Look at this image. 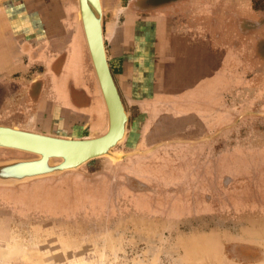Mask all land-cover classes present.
<instances>
[{
  "label": "rangeland",
  "instance_id": "374dc122",
  "mask_svg": "<svg viewBox=\"0 0 264 264\" xmlns=\"http://www.w3.org/2000/svg\"><path fill=\"white\" fill-rule=\"evenodd\" d=\"M257 4L263 5L260 1ZM77 5L78 0H0V66L6 67H0V83L18 81L24 97L26 89L32 97L39 93L40 81L49 79V60L56 57L53 66L60 68L72 29L79 30ZM102 5L105 31L108 0H102ZM105 43L109 49L107 38ZM234 49H239L238 45ZM252 54L251 59L255 58L249 64L235 59L236 65L230 66L222 58L221 63L229 65L228 71L216 75L214 71H207L210 67L205 64L196 78L189 70H177L172 79L176 85H168L160 90L165 94L160 93L157 101H149L156 106L154 112L159 116L155 129L170 128L172 121H181L182 125L183 117L194 121L197 125L193 127L201 132H139V139L159 133L153 139L160 141L158 146L148 150H132L128 144L134 127L144 128L141 119L144 112L119 90L129 122L125 140L114 152L151 151L117 162L110 158L96 159L78 171L61 175L75 178L74 184L61 185L62 190L78 194L86 187L83 172L90 174L87 176L93 184L107 183L106 196L110 199L95 209L90 203L97 201L87 198L89 202L84 209L88 213L80 211L75 217H41L40 212L48 210L38 207L42 210L36 213L27 208L29 211L23 214L19 209L25 207L0 201V211L7 216L0 217V264H264V44H258L256 53ZM11 55L14 56L9 60ZM87 63L88 73L99 86L89 50ZM174 95L180 101H172ZM173 146L200 150L201 154L194 159L200 174L188 178V173L176 183L170 180L166 184L161 180L162 185L155 180V187L167 188L172 194L154 202H139L138 207L142 209L139 210L133 200L135 193L148 197L153 187L131 178L121 187L119 182L125 181L118 174L130 173L129 166L134 161L144 164L152 159L160 160L152 158L151 153ZM31 157L0 149V161ZM161 161L166 162L159 166L166 169L180 166L174 162V156ZM183 165L185 170L192 167L189 162ZM142 174L151 178L146 171ZM56 178L16 188L0 187V192H5L2 195L19 193L28 198L41 195L45 208L59 212L73 201L65 199L69 197L66 193L53 188L60 182ZM194 180L197 185L192 183ZM120 188L125 194L123 199L116 195L122 192ZM52 197L58 198L52 200ZM32 202L37 204V201L27 203ZM175 205L184 208L176 211Z\"/></svg>",
  "mask_w": 264,
  "mask_h": 264
},
{
  "label": "crops",
  "instance_id": "0c3cea01",
  "mask_svg": "<svg viewBox=\"0 0 264 264\" xmlns=\"http://www.w3.org/2000/svg\"><path fill=\"white\" fill-rule=\"evenodd\" d=\"M145 1L108 0L105 14L111 70L119 90L128 96L130 103L157 101L160 93L165 94L160 90L176 85L172 79L177 70H189L194 73V78L204 64L210 67L206 70L214 71L215 75L228 71L220 56L228 59L230 51H234L235 30L228 22V16L219 18V7L212 0ZM143 10H147L146 16L141 14ZM242 19L239 18V27L244 36ZM63 53L65 61L60 68L53 66L56 57L49 60V79L43 81L35 97H30L33 102L25 99L28 93L24 97L18 81L0 83V125L67 139L94 138L106 133L108 112L101 99L100 87L88 73L86 44L83 43L75 53V36L72 34ZM75 57L80 63L78 67L72 65ZM141 61L142 65L149 62L146 79L139 74ZM144 89H148V95H144ZM174 96L172 101H180ZM56 179L60 182L53 188L70 196L72 190L64 191L60 186L69 185L71 178L60 176ZM24 188L33 190L28 186Z\"/></svg>",
  "mask_w": 264,
  "mask_h": 264
},
{
  "label": "flooded vegetation",
  "instance_id": "af4514ba",
  "mask_svg": "<svg viewBox=\"0 0 264 264\" xmlns=\"http://www.w3.org/2000/svg\"><path fill=\"white\" fill-rule=\"evenodd\" d=\"M145 1V0H144ZM213 4L215 6L219 7V18L220 19H224L227 16L228 18V22L231 24L233 30H235V38L233 39V43L234 45H238V48L240 50L234 49V51H230L229 53V58L226 59L224 55L220 56V61L222 62V58L226 59L227 62H230V66L232 65H236V60L240 61V59H242L243 64L247 63L248 64L251 62V60L255 57H252V53H256V48L258 44H264V0H259L261 3H263V5L257 4V0H212ZM146 2V1H145ZM240 6H244V9H241ZM141 14L143 16L147 15V10H143L141 12ZM226 14V16H225ZM242 16V17H239ZM239 18H243V22H244V26H245V32H244V36H242V30L239 27ZM78 30V29H77ZM77 30H75L74 28L72 29L74 36L77 32ZM147 37V35H146ZM253 50V52H252ZM148 61V60H147ZM145 62V61H143ZM141 64L139 65V71L141 74L140 76H143V79L148 78V73L146 72L147 69H149V62L142 65V61L140 62ZM239 63V62H238ZM242 64V65H243ZM227 66H229L228 64H226ZM244 66V65H243ZM5 69L6 67L3 66ZM147 68V69H146ZM233 71V70H232ZM41 82V87L43 85V82ZM39 82V83H40ZM35 83V82H34ZM28 89H26L25 92L28 93V97H26L25 99H29L28 102H30L32 96L31 93H29L27 91ZM148 89H144L143 92H145L146 94L144 95H148L147 93ZM27 95V94H26ZM31 97V98H30ZM24 99V97H23ZM32 101V100H31ZM33 102V101H32ZM124 102V101H123ZM154 104H135V106L140 107V109L142 108L144 114L142 116V120H144L142 122L143 125V129L140 127H134V129L132 130V134H131V140L129 141V145L131 146L132 150H136V149H144V150H148L151 149L152 147H154L155 145H157L160 141L158 142H154L155 140L154 137L158 136L157 134H153V137H150L148 135H145L146 138H138V133L139 132H166V134H169L170 132H201V130L197 131V127L193 125H197L194 123V121L192 120H188L185 118H181L183 121V124L180 125L181 121H172L173 126H170V128L167 129H162V130H156V121H158L159 116H156L157 114L154 112V108L156 107ZM142 106V107H141ZM139 109V108H138ZM29 110L31 111V109L29 108ZM131 116V113H130ZM162 118H166L164 116H160ZM171 119L167 118V121H169ZM171 123V122H170ZM136 126V123H135ZM151 127V128H150ZM201 129V128H200ZM108 130V129H107ZM32 132V131H31ZM107 132V131H106ZM143 135V133H142ZM148 136V138H147ZM169 140V139H168ZM168 148V147H166ZM165 147L163 148H159L156 149L155 151H153L151 153V157L152 158H158L160 160H149L150 162H146L144 163L145 166L142 162H138V161H134L130 164L129 168H130V173H119V176L123 175L124 181L122 180L119 182L118 185H120L121 187H125L126 185V179H133L136 181H142L144 183L150 184L153 187V192H149L148 194L150 196L153 195V197L151 198L150 196H142V193H139L137 190H142L141 187H132L134 190L137 191V193H135L137 196H134L133 200L135 203L136 208H138L139 210H142L138 207V203L143 201H157L159 200V197L161 198H165V195L167 194H172L171 192H169L167 188H161V187H155L153 184L155 182V180H157V182L159 181H163L166 184H169L170 180H173L176 183V180H179L181 178H185L186 175L189 173L188 178H193L196 177L197 174L199 175L200 172L199 170H197L196 167V160H194L195 158H197L201 152L198 149L195 150H186L183 148H179L177 146H173V148L171 147V149H167L166 150ZM173 152L174 153V162H176V164H180V166H177V168H174L173 170L171 168L166 169L165 167H160L159 163H164V161H161L162 158L164 159H169L173 156H169V153ZM195 152V155L192 156V153ZM197 154V155H196ZM185 159H189V160H185ZM184 162H189L192 167L185 170L183 166ZM189 166V165H188ZM181 168L182 171H181ZM194 168V171H193ZM185 170V171H184ZM146 171L148 173V175L151 176V178H147L146 176H144L142 174V172ZM179 172H181L179 174ZM86 174V175H84ZM90 174L83 172V175H81L83 177V181L85 180L84 185H86V187H83L85 191H83L81 194H78V192H73V194H71L69 197L65 198L68 200H72V203H69L67 205H65L64 207H61L62 210L61 211H56V209L53 208H45L44 204H43V199H41L40 197H24L22 194L19 193H9L10 195H2L1 193H5V192H0V201L1 203H13V204H19L20 206L25 207L24 209H19L20 212H24L23 214H25L27 211H29L27 208L33 209V211L36 210L37 212H40V208H44L46 210H48L47 213H42L40 212L41 217L45 216V217H72V216H77L79 215L78 213L80 211H85L88 213L87 209H84V205L86 204L87 198H93V200H96L97 202L92 201V203H90V205H94L95 209H97L100 206H104L106 204V200L110 199L109 197L106 196V190H107V183L106 182H97L95 184H93L90 177L88 176ZM75 178H71L69 180V186L74 184L75 182L73 181ZM180 182H182L180 180ZM184 182V181H183ZM194 185H197V181L194 180L192 182ZM185 184V183H184ZM83 185V184H82ZM142 185V184H141ZM160 185L161 182H160ZM199 185V183H198ZM137 186H140L139 184ZM100 189V190H99ZM1 190V188H0ZM5 190V189H3ZM8 189H6L7 191ZM120 190L122 191L123 189L120 188ZM100 191V192H99ZM99 192V193H98ZM134 193V192H133ZM164 193V194H163ZM196 193V192H195ZM93 194V195H92ZM141 194V195H140ZM78 195L81 196L80 199H78ZM117 198L119 199H123L124 195L123 191L120 192L119 194H116ZM139 195V196H138ZM38 196V195H37ZM155 196V197H154ZM70 197H72L70 199ZM144 197V198H143ZM58 198V197H52V200ZM163 198V199H164ZM162 199V200H163ZM178 200H182L181 198H178ZM28 201H37V204H34L32 202V204L27 203ZM47 201V199H46ZM48 202V201H47ZM57 202V201H56ZM154 202V201H153ZM47 203H45L46 205ZM89 205V204H88ZM55 206V205H54ZM52 206V207H54ZM83 207V208H81ZM175 210L179 211L182 210L184 207L181 205H175ZM80 208V209H79ZM174 210V211H175ZM50 211H53L52 213ZM2 213V214H1ZM177 213V212H176ZM180 213V212H179ZM4 213L2 211H0V217H2ZM10 217V216H9ZM4 218H7V216L4 214ZM7 220V219H6ZM10 220V219H9ZM5 221V220H4ZM8 222V221H7Z\"/></svg>",
  "mask_w": 264,
  "mask_h": 264
},
{
  "label": "water",
  "instance_id": "95a60500",
  "mask_svg": "<svg viewBox=\"0 0 264 264\" xmlns=\"http://www.w3.org/2000/svg\"><path fill=\"white\" fill-rule=\"evenodd\" d=\"M78 6L79 18L84 26L91 62L96 73L99 87L107 103L109 121L107 132L98 137L74 141L54 136L43 137L39 136V134L14 130L2 125H0V130L18 132L32 138H43L48 141H56L63 144L64 147L89 145V148H92L93 146L99 145L97 143H102L103 145L91 149L80 158H75L69 155L65 150L57 153L56 150H50L44 147L31 146L12 141L3 142L0 140V149L22 152L33 156L31 158L1 160L0 187L16 188L37 180L59 177L68 172L78 171L87 163L100 158H110L113 162H117L136 154H145L151 151H136L128 154L114 152V150L124 142H120V140L125 131L127 135L129 115L113 76L108 58L105 43L102 0H78ZM115 132H118V134L113 137Z\"/></svg>",
  "mask_w": 264,
  "mask_h": 264
},
{
  "label": "bare ground",
  "instance_id": "6f19581e",
  "mask_svg": "<svg viewBox=\"0 0 264 264\" xmlns=\"http://www.w3.org/2000/svg\"><path fill=\"white\" fill-rule=\"evenodd\" d=\"M78 28H79V30H78V33L76 34V38H75V53L76 52L78 53L80 48L83 47V43L86 44L87 49H88V43H87L86 34H85L84 26L82 25V22H80V24H78ZM76 64H77V67L80 64L77 57H75V61L72 63V65H76ZM100 91H101V88H100ZM99 94H100V92H99ZM101 99H102V101L104 103V107L107 108V103L105 101L104 95L102 94V91H101ZM101 106H102V104H101ZM4 127H7V126H4ZM7 128H11V127H7ZM108 128H109V123H108ZM11 129L21 130V129H17V128H11ZM21 131H25V130H21ZM25 132L34 133V132H29V131H25ZM34 134H39V133L37 132V133H34ZM117 134H118V132H115L113 137H115ZM39 136H43L44 137V136H48V135L39 134ZM125 136H126V131L123 133L120 142H122L124 140ZM68 139H70V138H68ZM0 140L3 141V142H11L12 141V142H16V143L28 144V145H31V146L33 145V146H38V147H44L46 149L56 150L57 153L60 152V151L65 150V151H67V153L69 155H72L75 158H80L86 152L90 151L91 149L96 148V147H100V145H103L102 143H97L99 145L93 146L92 148H89L90 147L89 145H83V146L77 145V146L64 147L63 144H60L59 142H56V141H48V140H45L43 138H32V137H29V136L22 135V134H20L18 132H13V131H8V130H0ZM71 140L80 141V140H87V139H71Z\"/></svg>",
  "mask_w": 264,
  "mask_h": 264
}]
</instances>
